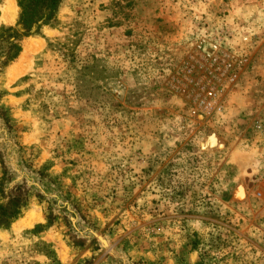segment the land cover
<instances>
[{
	"label": "rangeland",
	"instance_id": "1",
	"mask_svg": "<svg viewBox=\"0 0 264 264\" xmlns=\"http://www.w3.org/2000/svg\"><path fill=\"white\" fill-rule=\"evenodd\" d=\"M55 18L0 55V182L27 196L0 264H264V0H61ZM203 34L248 55L224 109L192 116Z\"/></svg>",
	"mask_w": 264,
	"mask_h": 264
},
{
	"label": "trees",
	"instance_id": "2",
	"mask_svg": "<svg viewBox=\"0 0 264 264\" xmlns=\"http://www.w3.org/2000/svg\"><path fill=\"white\" fill-rule=\"evenodd\" d=\"M61 0H17L19 15L14 27L0 28L1 64L8 66L21 52L24 37L39 35L43 26L56 21L55 14ZM4 174L6 170L4 166ZM5 184L0 182V229H7L20 218L26 207L27 196L22 186H14L5 194ZM50 219V218H49Z\"/></svg>",
	"mask_w": 264,
	"mask_h": 264
},
{
	"label": "built area",
	"instance_id": "3",
	"mask_svg": "<svg viewBox=\"0 0 264 264\" xmlns=\"http://www.w3.org/2000/svg\"><path fill=\"white\" fill-rule=\"evenodd\" d=\"M204 38L199 41L197 50L206 63L209 70L210 80L208 87L204 89L201 97L196 98L195 107L191 110L192 116L199 114L211 116L224 109L223 93L231 86H235L237 70L247 62V47L243 44L247 39H242V44L232 46L226 41L230 34H218L211 36L203 34ZM206 84V85H207Z\"/></svg>",
	"mask_w": 264,
	"mask_h": 264
},
{
	"label": "bare ground",
	"instance_id": "4",
	"mask_svg": "<svg viewBox=\"0 0 264 264\" xmlns=\"http://www.w3.org/2000/svg\"><path fill=\"white\" fill-rule=\"evenodd\" d=\"M5 10H6L5 11V14L0 19H2L4 22H7V23L8 22H11L14 19V6H13V4L12 3H8V6L6 7ZM214 138H211L209 140L208 144H210V145H216L217 144V141H220L219 139L216 140ZM221 144H222V142H221ZM203 147H205V146H203ZM214 149H216V148H214ZM238 192H239V194H238ZM243 194H244L243 188H241V187L238 188L237 195L239 196V198H242L243 197ZM38 219H39V216L36 215L35 213H28L26 215V218L23 219V220H21L16 225V227L19 228V229L20 228H28V227H30L32 225V223L34 221H37Z\"/></svg>",
	"mask_w": 264,
	"mask_h": 264
},
{
	"label": "water",
	"instance_id": "5",
	"mask_svg": "<svg viewBox=\"0 0 264 264\" xmlns=\"http://www.w3.org/2000/svg\"><path fill=\"white\" fill-rule=\"evenodd\" d=\"M211 139V138H210ZM237 189V188H236ZM236 192V191H235ZM235 192H234V194H233V196L235 197ZM100 241H101V243H102V245L104 246V247H107V245H106V243H105V241L101 238V237H97Z\"/></svg>",
	"mask_w": 264,
	"mask_h": 264
}]
</instances>
